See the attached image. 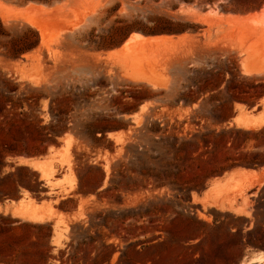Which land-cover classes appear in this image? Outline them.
<instances>
[{
  "label": "rangeland",
  "instance_id": "374dc122",
  "mask_svg": "<svg viewBox=\"0 0 264 264\" xmlns=\"http://www.w3.org/2000/svg\"><path fill=\"white\" fill-rule=\"evenodd\" d=\"M0 20L40 37L18 57L0 37V264H264V96L198 91L264 83V0H0ZM197 128L187 159L158 156Z\"/></svg>",
  "mask_w": 264,
  "mask_h": 264
},
{
  "label": "trees",
  "instance_id": "16d2710c",
  "mask_svg": "<svg viewBox=\"0 0 264 264\" xmlns=\"http://www.w3.org/2000/svg\"><path fill=\"white\" fill-rule=\"evenodd\" d=\"M42 1V0H41ZM133 31L140 32L144 35H162V34H181L186 31V29L183 27V23H176V24H165V25H156L153 27H135V26H127L124 29L125 37L122 39L124 40L126 37H128ZM11 35L10 32L7 31L4 24L0 20V37ZM8 49V51L13 55L14 57H18L22 55L23 53L29 52L35 48H37L40 44V37L37 30L33 29L32 27L28 26L25 29V32L21 35H11V37L8 39L6 43H4ZM213 74V73H210ZM215 84H212L208 80L205 81V85H199V92L204 93L206 90H214L217 89L218 93L216 95H213L212 97H219V94H223V92H229L230 90H242L243 92L251 93L252 96H254L256 99H259L260 97L264 96V83L259 84H252L247 90V88H244L242 86V82L237 83L234 82V84H226L224 85V78L221 77V73L218 72L216 74ZM211 83V84H210ZM7 85V82H6ZM224 90V91H223ZM193 92V90H189L187 92V96H190V94ZM188 99L186 96H181L179 99ZM10 97L8 96L6 91L1 92V99H0V115L4 114V111L7 109V105L10 102ZM195 101L194 99L192 102ZM235 101H242L237 98H232L230 106L233 107ZM250 106H253L255 104L254 101L247 102ZM228 103H221L220 107V113L218 114L219 117H222L223 120H226V116H224V110L228 106ZM156 124L158 126L157 130H155L157 133L161 131V122L156 121ZM233 130L239 131V132H253V130H243L242 128H234ZM264 134V126L259 129L258 134ZM198 137L202 139V141L207 144L210 140L207 137V133L203 132L200 128H197L194 132H188L186 135H178L175 131H172L170 133H164L161 134L159 137L154 138L155 142L159 144V146L162 148V152L158 154V156H166L168 157L167 164L172 165L175 164L177 159H187L189 156L191 150H198L200 147V140H198ZM264 139V138H263ZM10 153H16V152H10ZM253 164L257 165H264V153L257 154L256 158L252 160ZM0 165L2 164V155L0 153ZM25 166H18L17 168H22ZM2 170V167H0V171ZM168 175H171L172 172H167ZM176 174H178L176 172ZM1 181H4V177L0 179ZM11 195L6 191L0 192V201L10 198Z\"/></svg>",
  "mask_w": 264,
  "mask_h": 264
},
{
  "label": "bare ground",
  "instance_id": "6f19581e",
  "mask_svg": "<svg viewBox=\"0 0 264 264\" xmlns=\"http://www.w3.org/2000/svg\"><path fill=\"white\" fill-rule=\"evenodd\" d=\"M40 6V5H39ZM41 30V43L45 44L46 42V38H47V33L44 29L40 28ZM168 38L164 37V36H144L141 33H133L128 40L125 41V43L122 45V48L124 49L125 47H129V44H131L132 42H136L137 44L140 43H145V44H159V43H163L165 41H167ZM138 41V42H137ZM41 49V48H40ZM31 56V55H30Z\"/></svg>",
  "mask_w": 264,
  "mask_h": 264
}]
</instances>
